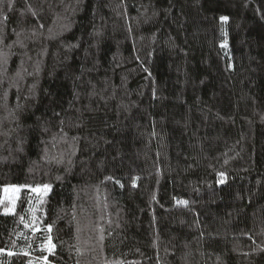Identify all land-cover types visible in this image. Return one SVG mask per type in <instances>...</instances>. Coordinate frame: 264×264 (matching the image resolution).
Listing matches in <instances>:
<instances>
[{"label": "trees", "instance_id": "16d2710c", "mask_svg": "<svg viewBox=\"0 0 264 264\" xmlns=\"http://www.w3.org/2000/svg\"><path fill=\"white\" fill-rule=\"evenodd\" d=\"M121 262L264 264V0H0V264Z\"/></svg>", "mask_w": 264, "mask_h": 264}, {"label": "rangeland", "instance_id": "374dc122", "mask_svg": "<svg viewBox=\"0 0 264 264\" xmlns=\"http://www.w3.org/2000/svg\"><path fill=\"white\" fill-rule=\"evenodd\" d=\"M16 188H19L20 191L19 192L15 191ZM5 189H7V191H5ZM5 189L2 198L3 204H5L6 207L8 208H12V206L14 205V210L12 212H8V213H13L15 211L22 188L17 186H10V187H6ZM33 189H36V191L34 192H36L37 194L45 195L49 193V189L45 190V188H32V190Z\"/></svg>", "mask_w": 264, "mask_h": 264}, {"label": "snow or ice", "instance_id": "6c2138e0", "mask_svg": "<svg viewBox=\"0 0 264 264\" xmlns=\"http://www.w3.org/2000/svg\"><path fill=\"white\" fill-rule=\"evenodd\" d=\"M222 19H225V20H226L227 18L225 17V18H222ZM223 182H224V180L222 179V180L220 181V183H223ZM49 187H50V186H48V185H45V186H44L45 190H48ZM5 191H7V189H5ZM15 191L19 192L20 189H19V188H16ZM33 191H36V189H33ZM13 210H14V205L12 206V208L5 207V209H4L5 213L12 212ZM26 226H27V225H26ZM101 239H103V237H101ZM9 254H11V253H9ZM121 264H122V262H121Z\"/></svg>", "mask_w": 264, "mask_h": 264}]
</instances>
